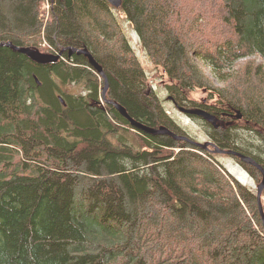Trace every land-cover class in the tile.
<instances>
[{
  "label": "trees",
  "instance_id": "1",
  "mask_svg": "<svg viewBox=\"0 0 264 264\" xmlns=\"http://www.w3.org/2000/svg\"><path fill=\"white\" fill-rule=\"evenodd\" d=\"M42 1L0 0V264H264L255 194L222 173L208 150L139 133L108 102L185 135L146 86L110 4L47 0L45 18ZM119 10L168 76L177 105L194 107L186 103L192 90L213 89L196 57L225 81L220 107L199 106L216 115L237 108L245 126L201 120L217 147L264 170L263 63L248 61L234 82L220 70L225 61L264 57V0H121ZM6 43L61 55L38 62ZM84 77L85 94L66 90ZM233 157L260 181L257 167Z\"/></svg>",
  "mask_w": 264,
  "mask_h": 264
},
{
  "label": "rangeland",
  "instance_id": "2",
  "mask_svg": "<svg viewBox=\"0 0 264 264\" xmlns=\"http://www.w3.org/2000/svg\"><path fill=\"white\" fill-rule=\"evenodd\" d=\"M41 6H42V9L47 13L45 14V18L48 17L49 4L47 0H43L41 2ZM110 8H112L110 10L115 16L123 33L125 34V37L127 38L133 52H135L138 62L144 69L146 86L152 89L157 94L158 99L160 100L161 104L165 108L166 114L171 118L173 125L176 128H179V126H181L183 128V131L188 132L190 134V135L188 134V136H190L191 139L193 138L196 141L204 142L207 139H209L210 129L206 124H204V122L201 119H199L200 117L195 116L196 114L192 115L189 112H183L179 110L178 108H176L175 104L169 99L170 95L166 88L167 84L169 83L168 76L162 71L160 67L158 66L156 67L150 62V60L148 59L147 55L144 52L143 47L140 44L139 38L133 26L127 20L125 13L119 10L118 7H115L111 4H110ZM45 42L46 41L43 38V40L40 42V46L47 47V42L46 43ZM248 61H253L252 63L254 64H258L262 62L264 66V57H260V58L254 57L253 58L252 56L247 55L244 57H239L233 62H230V61L223 62L222 66L220 67V70H223L225 73L228 72V74L226 75V78L234 82L239 79L238 78L232 79L231 77L233 75H237L238 68H242L246 66L247 64H249ZM196 62L211 78L213 89L208 90V89L195 88L189 93L188 98L190 100L186 101V103L189 106H194V107H190V109L201 108L199 106L201 103H203L207 107H210V109H216L220 107L218 104L219 100L216 95V91H217V88L225 87L224 86L225 81H222L219 78H217L216 75L211 70V68L206 63H204L202 59H200L199 57H196ZM97 78L100 82L98 90L102 92V89L104 86L101 85V78L99 76ZM86 83H87V80L84 77L83 82L81 84L74 85L73 83H71L69 87L68 86L66 87V90L68 91L70 88H73L74 91L76 92L80 91L82 94H85L86 90L84 89V87L88 86ZM235 123L237 126H240V127L245 126V123H240L238 121H236ZM238 132L244 136L254 138V134L250 132L249 130L239 129ZM199 153H202V152H199ZM210 154H213V153H210ZM202 155L203 157H207V154L205 153H202ZM213 156L219 162L220 166L223 168L222 169L218 167V169H220L222 173L225 174L224 171L228 172L234 178H236L240 183L245 185L252 193L256 194V185L260 183L261 178H260V181H257L253 176H249L248 174H246L245 170H248V169L238 159L234 158L231 155L224 154V153H217V154H213ZM261 201H262V204L264 205V189L261 192Z\"/></svg>",
  "mask_w": 264,
  "mask_h": 264
},
{
  "label": "water",
  "instance_id": "3",
  "mask_svg": "<svg viewBox=\"0 0 264 264\" xmlns=\"http://www.w3.org/2000/svg\"><path fill=\"white\" fill-rule=\"evenodd\" d=\"M109 4L115 6V7H119L121 6L120 2L121 0H106ZM8 46H12L14 49L27 54L28 56H30L32 59L38 61V62H45V61H55L56 59H58V57L60 56V54L57 55H51V54H43L40 53L38 51H34L30 48L27 47H17L12 45V43H6ZM77 53H83L89 60L90 64L98 71V72H102L100 66L98 65V63L94 60V58L92 57V55L90 54V52L86 49V48H81V49H77L76 50ZM107 85L105 84L103 89H102V94L104 95ZM108 102H111L114 104L115 108L122 114V116H124L126 119H128L129 123L134 127L135 131L137 132H144L147 134H167L172 136L175 139H180V140H187L190 143L194 144L197 147H201L203 149H207L208 146H211L212 149H210V151L212 153H224V154H228V155H232V156H237L239 157L242 161L244 162H248L249 164L257 167L262 176H261V181L259 184L256 185V198H257V204H258V209L260 211V215H261V219H262V223L264 225V212L262 209V204H261V192L264 189V170L262 169V167L254 162V160L252 159V157L242 154L238 151L232 150V149H221L219 147H217L214 143L211 145L208 141L205 142H199V141H195L193 139H190L189 137H187L186 135H180V134H176L173 131H171L170 129L166 128L165 126H159L158 128L155 127H150L147 126L139 121H136L135 119L131 118L126 109L124 108V106H122L121 104H119L116 101L113 100H108ZM181 111L183 112H189L192 115L196 114L195 116H198L208 122H210L215 128H217L218 126H226L229 125L230 123H232V121L227 122L226 124L222 123V120L216 115L213 114L211 112H208L202 108H192V109H183L182 107L179 108ZM231 117L233 118H241L242 114L241 112L237 109L235 110V114H231Z\"/></svg>",
  "mask_w": 264,
  "mask_h": 264
},
{
  "label": "flooded vegetation",
  "instance_id": "4",
  "mask_svg": "<svg viewBox=\"0 0 264 264\" xmlns=\"http://www.w3.org/2000/svg\"><path fill=\"white\" fill-rule=\"evenodd\" d=\"M61 53V52H60ZM69 53H71V51H69ZM169 99L175 104L176 108H180L181 106L177 105L173 99V97L170 95L169 96ZM183 109H189V108H186V107H182ZM180 110V109H179ZM231 113H232V110H224V111H221L220 112V116H222V118H224V121L227 122L229 121V119H231ZM186 136H188V132H184ZM190 135V134H189ZM190 137V136H188ZM206 141H208L211 145L213 144V141L212 139L209 137V139H207ZM210 149H212L211 146H209ZM246 174H248L249 176H252L251 175V172L249 170H245Z\"/></svg>",
  "mask_w": 264,
  "mask_h": 264
},
{
  "label": "bare ground",
  "instance_id": "5",
  "mask_svg": "<svg viewBox=\"0 0 264 264\" xmlns=\"http://www.w3.org/2000/svg\"><path fill=\"white\" fill-rule=\"evenodd\" d=\"M120 4H121V2H120ZM46 43V42H45ZM20 47V46H19ZM75 51V50H74ZM61 55V54H60ZM101 68V67H100ZM253 178V177H252Z\"/></svg>",
  "mask_w": 264,
  "mask_h": 264
},
{
  "label": "clouds",
  "instance_id": "6",
  "mask_svg": "<svg viewBox=\"0 0 264 264\" xmlns=\"http://www.w3.org/2000/svg\"><path fill=\"white\" fill-rule=\"evenodd\" d=\"M239 110V109H238Z\"/></svg>",
  "mask_w": 264,
  "mask_h": 264
}]
</instances>
